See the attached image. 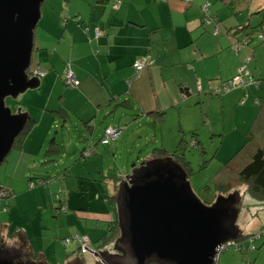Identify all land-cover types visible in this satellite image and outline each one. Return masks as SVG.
<instances>
[{"label": "crops", "instance_id": "0c3cea01", "mask_svg": "<svg viewBox=\"0 0 264 264\" xmlns=\"http://www.w3.org/2000/svg\"><path fill=\"white\" fill-rule=\"evenodd\" d=\"M204 1L193 0L187 4L183 0H45L36 29L39 43H35L34 53H39L37 66L46 74L41 78V86L32 91L39 90L43 94L42 88H55L58 83H65V69L69 62L78 85L72 87V91L65 89L61 92L64 97L62 105L69 110L68 115L63 112L62 117L74 128L83 125L86 132L92 135L99 125L104 126L103 130L108 126L122 128V120L117 123L113 117L123 107H118L114 115L111 112L124 99L131 100L135 110L145 115L175 107L190 108L193 104L201 107L204 95L212 96L209 107L213 95L223 93L224 83L239 73L247 58L251 59L247 65V70L251 73L249 65L253 63L252 57L256 58L257 53L251 44L241 51L237 50L236 45L242 40L238 34L245 31H238L236 35L235 32L243 24L236 25L235 22L227 32H221L223 18L220 10H213L215 0L210 2L211 13L216 21L204 23ZM262 9L263 6L256 10V14ZM97 29L102 32L99 38L96 37ZM147 52L152 54V63L138 79L129 84L128 78L134 71V62ZM255 67L259 71V66ZM253 68L251 66V70ZM259 73L263 80L264 74L261 71ZM260 89L239 88L237 99L244 96L251 99L257 94L262 96ZM46 100L40 111L41 118L29 108L26 109L30 117H35L36 120L33 119L34 125L22 144L9 154H13L12 158H15L7 166L10 178L0 181V187L12 190L10 196L15 198L8 203L17 209L20 195L28 191L25 176L26 172L31 173L28 164L37 162L43 156L54 163L57 161L56 157L61 156L63 146L66 147L64 139L60 141L57 137L48 142L52 128L57 126L55 116L59 109L56 106L50 108L51 96ZM258 101L261 103L263 99ZM71 114L77 117L76 121L71 119ZM59 115L61 116L60 113ZM101 115L104 116L103 119L100 118ZM151 116L154 125L156 124L155 128H158L162 123L157 120L156 115ZM80 138L82 142L87 140V144L81 150V144H74V148L79 149V157L88 158L85 153L89 150H93L94 155L98 143L93 145V138L84 134ZM181 139L180 135L175 136L176 143ZM157 140L155 135L153 141ZM113 173H117L115 168L108 174L113 195L108 196L107 201L111 205L117 201L114 197L117 195L118 183L111 175ZM67 179L68 175H63L68 188ZM34 191L37 190H32ZM38 191L41 192V189ZM67 199L58 204L59 212H64L62 206L69 207L68 204H72L70 196ZM75 216L79 218L78 214L63 217L59 215L58 224H65L68 217ZM19 232L29 242L28 248L32 251L30 233L25 230ZM8 237L9 242L16 243L15 238H10L9 234ZM221 260L220 255L217 264H221Z\"/></svg>", "mask_w": 264, "mask_h": 264}, {"label": "rangeland", "instance_id": "374dc122", "mask_svg": "<svg viewBox=\"0 0 264 264\" xmlns=\"http://www.w3.org/2000/svg\"><path fill=\"white\" fill-rule=\"evenodd\" d=\"M261 6L264 7L263 0H215L213 10H220L219 13L223 18L221 32H227V29L236 22V25L245 23L250 25L246 33L255 27L264 34V26H260L264 12L256 14V10H259ZM37 32L35 43H39ZM258 35L259 32L253 35L251 47H254L253 50L257 54L256 58L251 54L253 63L249 65V68L253 76L261 79L259 71L264 74V41L260 40ZM243 36H245L244 33L238 34L240 38ZM36 48H38L37 44ZM38 55V52L33 54L32 66L38 65L40 59ZM256 65L259 66V71ZM251 66H254L253 70ZM65 83L62 81L55 88H42L43 94L38 92L39 90H31L18 98L9 96L6 104L14 113H17L20 108L23 111L29 108L38 118H41L40 111L49 96L52 98L50 108L63 107L64 97L61 92L65 89L73 90ZM238 90L213 95L214 98L209 107L212 96L204 95L201 107L193 104L190 108L175 107L172 110H166L164 121L158 128H155L151 115H134V109L123 107L113 119L117 120V123L122 120L121 126L124 132L119 140L108 145L101 141L104 126L99 125L96 133L92 135L86 132L83 125H78L77 128L72 127L69 121L58 113L55 116L57 126L52 128L48 142L57 137L60 141L64 139L66 147L63 146L61 156L56 157L57 161L54 163L49 161L50 158L43 156L39 157L37 162L28 164L31 172L25 173L28 191L20 195L18 209L8 203L15 198L11 197V194L0 198V245L2 242L10 241L8 232L25 230L32 238L33 261L40 260L39 262L43 264H63L68 257L77 255L83 264H96L97 260L92 252L80 253L82 249L78 248L80 245L78 240L67 244L65 242L70 237L79 235L88 239L87 245L90 250L98 251L96 248L101 243L100 240H96L108 233L109 224L118 219L116 211L118 202L111 205L107 201V197L113 195L108 174L115 168L118 175L123 177L132 175L134 169L143 160L154 156L156 149L163 148L169 153L178 151L179 140L177 143L175 140L177 135L189 144L185 148H187L186 159L192 168L189 181L193 191L205 204H215L220 196L215 179L224 165L245 144L247 132L259 111L260 103L257 101L264 99V83L260 89L262 96L253 95L251 99L245 96L237 99ZM63 108L69 113L67 107ZM102 115L101 119L104 117ZM71 117L72 120H77L75 115L71 114ZM146 118L150 119L146 120ZM194 133L198 134L196 138L199 140V146L195 145ZM83 134L93 138V145L98 143L96 153L86 159H81L79 149L74 148L77 142L82 146L80 150L87 144V140L82 142L80 138ZM155 135L158 137L157 141H153ZM46 151L47 148L43 155ZM12 157L13 154L0 167L1 182L10 178V169L7 166L11 159H15ZM66 170L68 173H65ZM63 175H68V188ZM32 181H38L36 187L30 186ZM41 181L42 183H39ZM40 189L41 192L38 191ZM32 190L37 191L32 192ZM242 190V188L239 190L240 197L239 199L237 197L238 201L233 202L232 207L236 211V225L239 231L248 235L249 239L240 242L241 249H237L236 245L228 246L227 250L221 254L220 263L264 264V205ZM97 195L98 198H96ZM69 196L72 204H68L67 211L59 212L58 204ZM11 209L14 211L12 212ZM58 214L60 217L78 214L79 218L68 217L65 224L59 225ZM229 241L239 243L235 239ZM17 247L20 246L17 244ZM27 250L26 247L23 248V252L28 257Z\"/></svg>", "mask_w": 264, "mask_h": 264}, {"label": "water", "instance_id": "95a60500", "mask_svg": "<svg viewBox=\"0 0 264 264\" xmlns=\"http://www.w3.org/2000/svg\"><path fill=\"white\" fill-rule=\"evenodd\" d=\"M44 2L0 0V167L30 118L21 108L14 113L7 97L18 98L41 86V78L31 77L29 69ZM237 201L235 194L220 195L207 205L172 157L143 160L117 195L119 236L97 255L104 256L112 246L117 250L120 242L135 264H216L218 248L241 233L232 207ZM0 264L24 263L0 253Z\"/></svg>", "mask_w": 264, "mask_h": 264}, {"label": "trees", "instance_id": "16d2710c", "mask_svg": "<svg viewBox=\"0 0 264 264\" xmlns=\"http://www.w3.org/2000/svg\"><path fill=\"white\" fill-rule=\"evenodd\" d=\"M101 1L106 2L108 0H101ZM158 1H162V2L165 1L166 2L168 0H158ZM183 1L186 2L185 0H183ZM192 1L193 0H191L190 2H186V3L189 4ZM206 2H210V0L204 1L203 5H202V9H203ZM211 5L212 4H210V8H209L210 12H211ZM259 12L260 13L264 12V9L260 10ZM203 14H204V16H203L204 23L211 24L214 21H216V19L213 18L212 22H210V23L205 22L204 10H203ZM260 26H264V17H263V21L260 23ZM249 28H250V25L248 23H245V24L237 27L238 30L235 32V35L238 33V31L239 32L245 31V33H244L245 36L242 37L240 44L243 41H248L247 45H245V46L250 45L253 41V35L256 32H259L258 38L260 40L264 41V34L262 33V31L260 32L255 27H253L252 31L246 33L247 29H249ZM240 44L238 43V45H236V47L239 46ZM245 46H243V47H245ZM243 47H241V50ZM146 55L152 56V54L150 52H147L146 54L142 55L140 58H143ZM250 61H251V59H250ZM250 61H249V63H250ZM249 63H247V65ZM133 70H135L134 65H133ZM134 72L135 71H133V73L130 75V77L134 74ZM249 75H251L255 79V81H257L259 84L258 85L252 84L249 86H243V87H239V88H250V87L261 88L263 83H264V80L253 76L250 72H249ZM239 88H236V89H239ZM234 90H232V91H234ZM232 91H230V92H232ZM223 93H228V92L223 89ZM258 103H259V101H258ZM118 107H125V108L131 109V110L132 109L135 110L134 105L131 102V100L124 99L121 102H119V104L117 106H115L113 108L111 114H113L114 111ZM58 111L61 115L63 112H64L63 114L68 115V111L66 109H64L63 107L60 108ZM135 111L136 112L134 113V115H140V114L144 115V113H142V112L140 113L137 110H135ZM147 115H156L157 120L159 119V121L162 123L164 121L165 111L159 110V111L154 112V113L153 112L148 113ZM33 123H34V120L30 117L26 127L24 128L22 133L17 138L16 143L14 145V148L19 146L20 144H22L26 135L31 130ZM123 132H124V129H123ZM196 136H197V133H194L195 138H196ZM101 140H102V138H101ZM198 143H199V140L196 138L195 145L199 146ZM188 145L189 144L186 143L185 139L182 138L178 144V148H177L178 151L176 150L174 153H169L167 150H165L163 148L156 149L154 152V156H151L145 160H151V159H155V158L172 157L173 160L186 171L187 176L189 178L190 174L192 173V168L190 167V162L186 159L187 148H185V147ZM111 175L113 176L115 181L118 183L117 184V195H118V193L120 191V187L125 180V177H123L122 175H118L117 173H113ZM215 184H216V188H217L218 192L220 193V195L228 196V195H234L235 194L239 199V197H240L239 193H241L239 190L242 188L244 190V192H246L251 198H253L254 200H256V201H258L264 205V99L260 103L259 111H258L253 123L251 124L249 131L247 132L245 144L224 165V167L220 171L219 175L215 179ZM114 199L117 200V196L114 197ZM116 211H117V207H116ZM109 228L110 229H109L108 233H105L103 236H101L102 237L100 239L101 244H99L98 247L96 248L98 251L108 247L109 245H111L116 240V238L119 236V232H120L119 219L110 223ZM8 234H9L10 238H15L16 244H18L20 247H23V248L26 247V249H28L29 242L26 240L24 235L20 234L19 231H16L14 233L10 232ZM247 239H249L248 235L243 234V233H239L235 240L238 241L240 244V242L245 241ZM118 247L121 248L122 250H124V252H125L124 255L122 254L120 256L119 255L108 256V259H106L107 257L103 256V259L108 260L110 264L112 261H115V260L119 261L123 264H135L134 260L132 259V257L130 256V254L128 252L127 247L123 243H119ZM79 248L81 249L80 245H79ZM80 252H82V251H80ZM32 259H34V258H32ZM96 264H101V263L97 262ZM148 264H170V263H162V262H159L156 260H151ZM216 264H217V262H216Z\"/></svg>", "mask_w": 264, "mask_h": 264}, {"label": "built area", "instance_id": "2783aa9c", "mask_svg": "<svg viewBox=\"0 0 264 264\" xmlns=\"http://www.w3.org/2000/svg\"><path fill=\"white\" fill-rule=\"evenodd\" d=\"M186 2H190L191 0H185ZM210 2H206L203 10L205 12V22L210 23L212 22L213 16L209 10L210 8ZM102 32L101 30L97 29L96 30V37L99 38L101 37ZM243 43V44H242ZM239 46H237V50L240 51L241 47L247 45L248 41H243ZM250 58L246 59L244 62L243 67L240 68L239 73L234 76L232 79H230L229 81L225 82L223 85V89L226 90L227 92H230L236 88L239 87H243V86H249L252 84H256L258 85L259 83L257 81H255V79L249 75V72L247 71V63H249ZM152 63V56L151 55H146L143 58L138 59L135 63H134V68H135V72L134 74L128 79V82L131 83L132 81L138 79L142 72L144 71V69ZM31 70L30 76L31 77H39L42 78L45 76V72L36 66H31V68L29 69V71ZM65 81L67 83V85H69L70 87H75L78 85V80L76 77L75 72L73 71V69L71 68V64L68 62L66 69H65ZM123 132V128L120 127H106L104 130V135L102 137V143L105 145L111 144L115 141H117L120 137L121 134ZM86 156L91 157L93 155V150H89L85 153ZM39 183H42L39 182ZM37 182L32 181L30 183V186L36 187ZM12 193V190L10 188H6V187H0V198L5 197V196H9ZM6 208V207H5ZM62 210L63 211H67V207L66 206H62ZM78 240V242L80 243V247H81V251L82 252H92V250H90V248L87 245L88 239L84 238V237H80L79 235H75L73 237H70V239L67 240V242H65V244H67L68 242L71 241H75ZM231 245H236L237 249H241V245L239 243L235 244L233 241L230 242L228 241L227 243L223 244L222 246H220L218 248V252L216 255V259H219V256L225 251L227 250L228 246Z\"/></svg>", "mask_w": 264, "mask_h": 264}, {"label": "flooded vegetation", "instance_id": "af4514ba", "mask_svg": "<svg viewBox=\"0 0 264 264\" xmlns=\"http://www.w3.org/2000/svg\"><path fill=\"white\" fill-rule=\"evenodd\" d=\"M29 73H31V70L29 71ZM18 248L19 247H17L16 243H12V242H8V243L5 242L4 243V242H2L1 245H0V253H2L3 255H6V257H9V258L15 260V262H22L24 264H43V263L39 262L40 260L33 261L34 259H32V251L29 248L27 250L28 251V255H29L28 257H27V254L25 252H23V247H20V249H18ZM13 252H14V254H12ZM99 252L100 251H92V253L94 254V256H95V258L97 260V262H99L101 264H108L109 263L108 260H104L103 256L101 257L100 255H97V253H99ZM122 254L123 253H122V249L121 248H119L117 246V250H116L112 246L111 251L109 253H105L104 256L107 257L106 259H108V256H117V255L120 256ZM112 262H114V261H112ZM63 264H83V263H82V260H81V258L79 256L74 255V256H71V257L67 258L66 261Z\"/></svg>", "mask_w": 264, "mask_h": 264}]
</instances>
